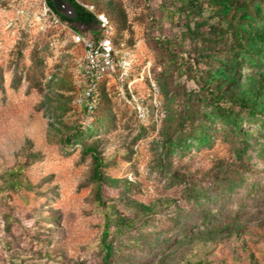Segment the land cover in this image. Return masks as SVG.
I'll return each instance as SVG.
<instances>
[{"label": "rangeland", "instance_id": "obj_1", "mask_svg": "<svg viewBox=\"0 0 264 264\" xmlns=\"http://www.w3.org/2000/svg\"><path fill=\"white\" fill-rule=\"evenodd\" d=\"M77 1L119 57L90 113L74 82L90 31L0 0V264H264V114L232 102L264 76L247 36L264 0Z\"/></svg>", "mask_w": 264, "mask_h": 264}, {"label": "built area", "instance_id": "obj_2", "mask_svg": "<svg viewBox=\"0 0 264 264\" xmlns=\"http://www.w3.org/2000/svg\"><path fill=\"white\" fill-rule=\"evenodd\" d=\"M78 3L93 13L97 20L94 27L101 33L96 37L85 33L74 36V41L82 45V54L75 62L74 82L80 91L78 100L84 101L86 112L90 113L98 100L99 83L115 70L119 57L112 40L113 29L105 13L96 11L92 4ZM49 11L54 20H59L54 12Z\"/></svg>", "mask_w": 264, "mask_h": 264}, {"label": "trees", "instance_id": "obj_3", "mask_svg": "<svg viewBox=\"0 0 264 264\" xmlns=\"http://www.w3.org/2000/svg\"><path fill=\"white\" fill-rule=\"evenodd\" d=\"M47 8L54 12L60 21H66L68 23L77 22L84 27H86L92 37H96L101 33L94 27L97 22L95 16L92 12L85 9L75 0H69L75 7L76 15L74 18H67L58 12H56L53 8L51 1L44 0ZM106 15V14H105ZM108 18V17H107ZM109 19V18H108ZM247 36L255 41H263L264 36L262 33L257 32H247ZM249 51V49H247ZM264 76L261 77L258 81V84L253 89H248L247 93L240 96L237 95L234 97V101H232L235 105H238L242 108L247 109L249 112L255 114L256 112L264 114ZM83 152L89 153L91 157V167H90V177L96 183V199L99 198V186L104 181L103 176L101 174V157L94 146H87ZM122 221V220H121ZM108 222L104 223L103 229L100 233V244L103 249V260L106 261L111 252V246L109 241L107 240V232H108Z\"/></svg>", "mask_w": 264, "mask_h": 264}, {"label": "water", "instance_id": "obj_4", "mask_svg": "<svg viewBox=\"0 0 264 264\" xmlns=\"http://www.w3.org/2000/svg\"><path fill=\"white\" fill-rule=\"evenodd\" d=\"M49 1H51L54 10L59 14L67 18L75 17L76 15L75 7L69 0H49Z\"/></svg>", "mask_w": 264, "mask_h": 264}]
</instances>
